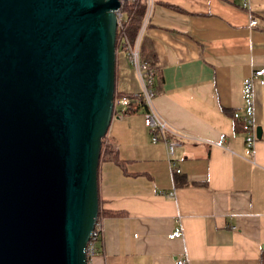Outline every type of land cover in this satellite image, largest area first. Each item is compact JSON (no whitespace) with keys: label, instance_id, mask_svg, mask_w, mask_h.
Returning <instances> with one entry per match:
<instances>
[{"label":"crops","instance_id":"1","mask_svg":"<svg viewBox=\"0 0 264 264\" xmlns=\"http://www.w3.org/2000/svg\"><path fill=\"white\" fill-rule=\"evenodd\" d=\"M148 24L145 42L164 79L153 102L181 134L174 150L180 171L169 166L165 143L152 139L144 107L113 114L107 133L116 150L106 153L117 155L127 173L101 159L98 193L102 208L126 214L98 220L102 231L88 264H176L180 257L259 264L264 85L252 77L264 67V0H153ZM117 75L120 89L140 90L124 57ZM249 109L261 129L251 149L232 114ZM175 230L180 236L170 238Z\"/></svg>","mask_w":264,"mask_h":264},{"label":"water","instance_id":"2","mask_svg":"<svg viewBox=\"0 0 264 264\" xmlns=\"http://www.w3.org/2000/svg\"><path fill=\"white\" fill-rule=\"evenodd\" d=\"M119 4L0 0V264H88Z\"/></svg>","mask_w":264,"mask_h":264},{"label":"built area","instance_id":"3","mask_svg":"<svg viewBox=\"0 0 264 264\" xmlns=\"http://www.w3.org/2000/svg\"><path fill=\"white\" fill-rule=\"evenodd\" d=\"M128 0H119V7L115 9V13L117 15V31L116 37L118 39L119 48L124 52L127 61L131 64L136 77L141 83L142 89L136 92V96L143 99L146 108L144 112V123L153 133L152 139L158 140L161 139L165 143L167 160L169 166L173 171L179 172L180 168L177 166V162L174 158V150L176 145L180 143L179 137L181 136L175 129H173L155 109L154 105V97L155 93L150 86L154 71L150 67H148L147 62L141 57L140 48H141V38L145 33L147 28V24L150 19L151 9L153 0H145L146 1V10L145 15L140 26V29L134 39H130L124 31V11L122 10L123 5ZM243 4H247L243 2ZM256 20H251V24H255ZM117 53V48H116ZM253 79L256 78L260 82V84L264 85V67L257 68L253 71ZM250 101V100H249ZM129 103V98L127 96H117L114 93L113 98V112L117 110V107H126ZM250 104V103H249ZM242 116L243 118V128L245 130V140L247 147L251 149V146L254 140L257 138L256 136V126L251 116V109H249V113L246 115H240L238 111L233 112V117L237 118ZM105 137V136H104ZM105 144L111 145L110 151L103 152H114L116 150V146L113 144L108 134H106V138L104 139ZM102 145V143H101ZM102 152V153H103ZM112 154V153H111ZM102 231V226L99 221L95 222L94 229L90 235V239L86 245V255L89 258L95 252V242L99 239ZM180 231L175 230L171 234H169L170 238H175L180 236ZM176 264H190L189 261L185 258H177Z\"/></svg>","mask_w":264,"mask_h":264},{"label":"trees","instance_id":"4","mask_svg":"<svg viewBox=\"0 0 264 264\" xmlns=\"http://www.w3.org/2000/svg\"><path fill=\"white\" fill-rule=\"evenodd\" d=\"M122 10L124 11V31L125 34L130 38L134 39L140 29V26L142 24L144 15H145V10H146V1L145 0H128L125 2L123 5ZM149 24H147L148 27ZM118 37V35H117ZM116 37V48H117V53H116V64H115V93L117 96H127L129 98V103L128 105L119 112V110H115V114H128V113H133L140 108L144 107L146 108V105L143 101L142 98L136 96V91L132 90H122L118 86V63L119 59L121 57H125L124 52L119 48V43L118 39ZM146 36L145 33L142 35L141 38V48H140V53L141 57L147 62L148 67L153 69L154 74L152 77V80L150 83V86L152 87V90L155 94L159 93L161 91V87L163 84V75L161 73V70L156 62V57L153 49L149 44H146L145 42ZM233 114V112H232ZM235 132L239 130L243 131L245 133V130L243 128V118L242 116H239L235 118ZM103 158H107L109 160L114 161L117 163L123 171L124 169V162L118 158L117 155L115 154H108L106 152H103L100 155V160ZM99 160V163H100ZM175 172V171H174ZM98 173V171H97ZM124 173H127L126 171ZM178 173H174L173 177L175 181H177V175ZM98 186V185H97ZM98 203H99V209H98V216H97V221L100 220L101 218L105 216H122L125 215V211L121 210H112V209H104L101 207V199L98 193ZM261 258V259H260ZM259 264H264V247L262 248L259 256Z\"/></svg>","mask_w":264,"mask_h":264},{"label":"rangeland","instance_id":"5","mask_svg":"<svg viewBox=\"0 0 264 264\" xmlns=\"http://www.w3.org/2000/svg\"><path fill=\"white\" fill-rule=\"evenodd\" d=\"M137 80H138V78H137ZM139 81V80H138ZM139 85H140V89H142V86H141V83H140V81H139ZM108 132V131H107ZM106 134H108V133H106ZM106 138V135H105V137H103L102 138V145H101V152H100V155L102 154V152L103 151H110V147H111V145H109V144H105L104 143V139ZM99 160H100V158H99Z\"/></svg>","mask_w":264,"mask_h":264},{"label":"bare ground","instance_id":"6","mask_svg":"<svg viewBox=\"0 0 264 264\" xmlns=\"http://www.w3.org/2000/svg\"><path fill=\"white\" fill-rule=\"evenodd\" d=\"M259 18V17H258ZM260 21V20H259ZM258 23V22H257ZM261 259V258H260Z\"/></svg>","mask_w":264,"mask_h":264}]
</instances>
